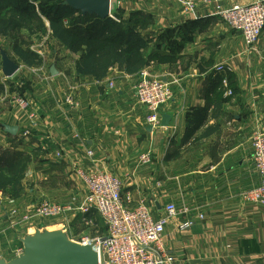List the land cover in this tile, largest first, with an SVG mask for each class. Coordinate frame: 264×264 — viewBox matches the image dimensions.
<instances>
[{
  "label": "crops",
  "instance_id": "1",
  "mask_svg": "<svg viewBox=\"0 0 264 264\" xmlns=\"http://www.w3.org/2000/svg\"><path fill=\"white\" fill-rule=\"evenodd\" d=\"M182 1L111 0L110 8L111 19L129 22L146 38V56L166 59L147 67L172 92V101L161 110V120L170 117L167 127L152 129L146 123L148 112L133 92L137 74L113 67L101 81L81 77L76 70L81 54L52 38L41 65L11 78L3 77L0 68V164L28 159L18 197L0 191L9 198L0 205L2 259L12 260L21 240L36 230H58L68 223L77 239L106 234L93 209L85 215L93 227L81 224L85 188L75 171L89 169L90 150L99 170L120 179L122 194L130 195L129 208L143 204L155 218L171 203L177 210L205 212L187 231L178 229L186 218L181 214L165 227L163 248L176 259L174 264H264V209L238 202V194L260 180L251 136L264 131V29L256 53L250 54L213 8L195 0L196 9L188 13ZM6 41L0 40L5 49L0 54L8 56L11 42ZM218 65L224 68L218 71ZM19 85L36 110L33 126L27 113L3 97ZM70 89L77 109L66 102ZM144 153H151L152 163L141 166L137 158ZM42 200L72 204L74 210L27 223L22 215L10 217L12 209L29 210Z\"/></svg>",
  "mask_w": 264,
  "mask_h": 264
},
{
  "label": "built area",
  "instance_id": "2",
  "mask_svg": "<svg viewBox=\"0 0 264 264\" xmlns=\"http://www.w3.org/2000/svg\"><path fill=\"white\" fill-rule=\"evenodd\" d=\"M239 0H200L204 7L213 8V12L223 21L227 27L238 33L248 53H256V45L264 29V0H250L244 4L236 3ZM233 2L230 7L223 4ZM183 11L191 13L196 9L195 0H184L181 2ZM119 22L117 18H112ZM29 49L38 55L43 61L45 58L46 41L45 38L34 41ZM224 68L218 65L217 70ZM28 69L19 65V70ZM137 82L133 86V92L139 105L148 112L145 121L152 128L160 127L161 110L169 104L173 95L166 81L156 74L151 67H145L137 74ZM222 84L227 87L226 79ZM112 85V82H109ZM21 86H17L10 94L4 93V99H10L17 107L27 113L30 126H33L37 118L36 110L31 102L20 91ZM10 94V95H9ZM231 92L228 91V95ZM66 102L73 108H78V102L72 95V90L66 95ZM30 128L26 129L23 136L30 135ZM253 149V166L255 173L259 176L258 186L241 191L238 194V202L245 205H252L264 209V131L256 130L251 136ZM56 156H60L58 152ZM86 157L90 161L87 171L76 170V175L83 183L85 194L83 205L80 207L84 217L81 219L82 226L93 227V220L85 215L91 209L95 210L102 219L106 234L90 238L82 236L78 240L73 229L68 223L61 225V230L67 237L81 245H91L98 254L99 264H174L176 259L170 256L163 248V238L165 227L169 221L178 214L183 215L185 221L178 225L180 231L189 230L196 220L202 221L205 212L195 209V213L184 207L177 210L173 203L164 208L160 217L155 218L150 210L143 204L135 208H129L130 195L122 194V182L105 170L97 168L98 161L94 157V152L87 150ZM137 163L145 166L152 163L151 153H144L138 156ZM8 197L0 193V205ZM72 204H57L48 200H42L31 209L23 210L15 208L10 211V217L16 219L21 216L24 223L36 219H52L63 216L67 212L73 211ZM78 240V241H77ZM15 256L23 254L22 244L16 248ZM1 258V257H0Z\"/></svg>",
  "mask_w": 264,
  "mask_h": 264
},
{
  "label": "trees",
  "instance_id": "3",
  "mask_svg": "<svg viewBox=\"0 0 264 264\" xmlns=\"http://www.w3.org/2000/svg\"><path fill=\"white\" fill-rule=\"evenodd\" d=\"M0 0V40L6 39V51L12 60L27 68L42 64L41 58L29 46L41 36H49L70 53L81 54L76 66L79 76L103 80L113 67L128 74H138L150 62L166 59L158 55L146 56V38L129 22H119L94 15L82 16L64 6L63 0ZM41 6V7H39ZM44 20L47 21L46 27ZM22 32H25L22 35ZM6 41V42H7ZM0 45V53L4 48ZM1 56V54H0ZM160 61V62H159ZM1 68V59H0ZM231 86V76L228 75ZM4 91L0 74V94ZM21 93L23 91L20 89ZM28 159L0 164V191L18 197L20 182L25 175Z\"/></svg>",
  "mask_w": 264,
  "mask_h": 264
},
{
  "label": "water",
  "instance_id": "4",
  "mask_svg": "<svg viewBox=\"0 0 264 264\" xmlns=\"http://www.w3.org/2000/svg\"><path fill=\"white\" fill-rule=\"evenodd\" d=\"M62 4L82 16L94 15L99 19L111 18V0H63ZM1 74L13 77L19 64L2 53ZM170 117L162 116L161 126L167 127ZM15 129L8 128L14 132ZM23 254L13 260L0 258V264H99L98 254L91 245H81L70 240L61 230H36L21 240Z\"/></svg>",
  "mask_w": 264,
  "mask_h": 264
},
{
  "label": "rangeland",
  "instance_id": "5",
  "mask_svg": "<svg viewBox=\"0 0 264 264\" xmlns=\"http://www.w3.org/2000/svg\"><path fill=\"white\" fill-rule=\"evenodd\" d=\"M47 3V0H45V1H42L41 3H39V5H45ZM39 7H41V6H39ZM40 38H45V41H46V45H49V43H50V38H48L47 37V35H45V36H41ZM30 46H31V44H30ZM29 46V47H30ZM79 182H80V184H81V186H83L84 187V185H83V183L79 180ZM42 231V230H41ZM33 234V232L30 234V235H32ZM77 238V237H76ZM80 239V237L78 238V240ZM15 258H17V256H14V258L13 259H15ZM12 259V260H13ZM7 261V260H6Z\"/></svg>",
  "mask_w": 264,
  "mask_h": 264
}]
</instances>
